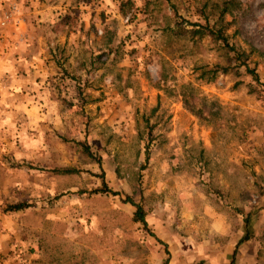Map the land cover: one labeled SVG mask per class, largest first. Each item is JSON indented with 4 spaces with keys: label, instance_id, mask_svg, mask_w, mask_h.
<instances>
[{
    "label": "rangeland",
    "instance_id": "obj_1",
    "mask_svg": "<svg viewBox=\"0 0 264 264\" xmlns=\"http://www.w3.org/2000/svg\"><path fill=\"white\" fill-rule=\"evenodd\" d=\"M241 1L259 82L190 31L222 0H0V264H264V0Z\"/></svg>",
    "mask_w": 264,
    "mask_h": 264
},
{
    "label": "trees",
    "instance_id": "obj_2",
    "mask_svg": "<svg viewBox=\"0 0 264 264\" xmlns=\"http://www.w3.org/2000/svg\"><path fill=\"white\" fill-rule=\"evenodd\" d=\"M244 6H246V4H244L241 0H222V2L220 3V8L218 10V13H216L215 21H214L215 24L218 25L217 28H214V25L212 26L209 25V21H208L209 16L204 12V10H202V15L206 19L204 25L193 23V25H198V28H193L190 31L192 35L199 34L200 36H202L205 34L212 37L214 41L220 42L222 47L225 49L224 53L227 55V57H230L229 55L231 54L233 59L237 61L236 63L238 64H235L234 66L236 67L244 66L245 72H247L253 80L259 82V77L257 72L254 70V68L249 67L247 62L244 60L246 58L244 52L238 50L233 44L232 45L229 44L227 36L225 34V30L227 29V23H224L225 15H232L234 11H243ZM230 67H231L230 65L215 64L212 67L204 70V72H202L200 75L202 78L205 77V79L207 80H212L214 79L216 74L225 73L229 70ZM79 143L82 146V151L87 155H91L87 143L85 142H79ZM54 171L70 173V172H74L75 170L73 168H61V169H55ZM100 177L102 179V186L93 189L92 192H101V193L119 195L118 191H114L105 185L102 174H100ZM125 201L134 205L135 207L134 219L140 221L144 226H146L144 211L141 205L137 202H134L133 199L128 195L125 196ZM28 206L29 203L27 202H17V203L9 204L6 209L9 211H17L20 209H24Z\"/></svg>",
    "mask_w": 264,
    "mask_h": 264
},
{
    "label": "built area",
    "instance_id": "obj_3",
    "mask_svg": "<svg viewBox=\"0 0 264 264\" xmlns=\"http://www.w3.org/2000/svg\"><path fill=\"white\" fill-rule=\"evenodd\" d=\"M12 18V9H4L2 12H0V30L6 26V24L10 21Z\"/></svg>",
    "mask_w": 264,
    "mask_h": 264
}]
</instances>
